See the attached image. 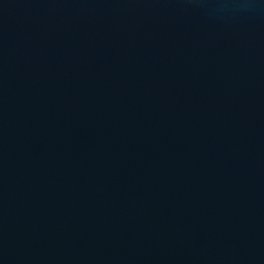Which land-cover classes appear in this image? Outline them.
Instances as JSON below:
<instances>
[{
  "label": "water",
  "instance_id": "1",
  "mask_svg": "<svg viewBox=\"0 0 264 264\" xmlns=\"http://www.w3.org/2000/svg\"><path fill=\"white\" fill-rule=\"evenodd\" d=\"M0 264H264V0H0Z\"/></svg>",
  "mask_w": 264,
  "mask_h": 264
}]
</instances>
